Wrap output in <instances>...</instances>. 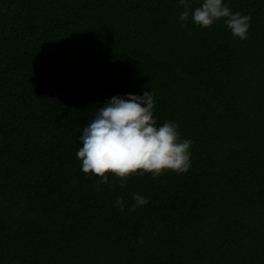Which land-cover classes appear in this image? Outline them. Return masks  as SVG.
I'll return each instance as SVG.
<instances>
[{"label": "trees", "instance_id": "16d2710c", "mask_svg": "<svg viewBox=\"0 0 264 264\" xmlns=\"http://www.w3.org/2000/svg\"><path fill=\"white\" fill-rule=\"evenodd\" d=\"M223 3L247 39L179 0H0V264H264V0ZM145 91L191 167L98 185L83 128Z\"/></svg>", "mask_w": 264, "mask_h": 264}, {"label": "clouds", "instance_id": "9594fccd", "mask_svg": "<svg viewBox=\"0 0 264 264\" xmlns=\"http://www.w3.org/2000/svg\"><path fill=\"white\" fill-rule=\"evenodd\" d=\"M179 4L183 9L178 17L181 28L186 27L189 17L203 28L225 18L224 23L233 37L248 38L251 16L233 13L223 0H203L195 10H190L189 0H179ZM153 109L152 91H145L143 95L113 96L98 107L79 138L82 147L76 155L81 161V170L101 177L98 185L108 183V174H113L120 178L121 187H125L126 179L134 174L152 173L155 178L167 170L186 173L191 167V141L180 140L178 125L174 122L157 127ZM132 198L135 203L130 211L149 203L139 193H133ZM116 204L123 211L122 197Z\"/></svg>", "mask_w": 264, "mask_h": 264}]
</instances>
